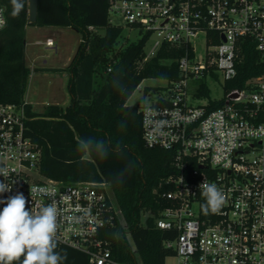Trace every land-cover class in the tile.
I'll use <instances>...</instances> for the list:
<instances>
[{"label":"built area","instance_id":"2783aa9c","mask_svg":"<svg viewBox=\"0 0 264 264\" xmlns=\"http://www.w3.org/2000/svg\"><path fill=\"white\" fill-rule=\"evenodd\" d=\"M108 1L110 16L123 18L129 28L138 30L140 39L148 35L145 60L163 45L183 51L177 60L179 78L149 104L155 110L152 119L166 122L155 142L145 124L146 105L140 109L145 143L175 153L178 173L166 180L172 189L161 195L168 206L155 218L156 228L168 234L164 246L171 255L166 260L264 264V0ZM0 9L6 19L1 0ZM247 41L255 45L263 72L244 88L227 91ZM207 80H222L225 104L215 110L209 103H189L191 98H204L198 93ZM191 85L196 86L193 95ZM27 119L24 105L0 104V167L11 170L5 182H15L0 199L22 192L26 207L33 210L55 201L60 211L59 244L84 253L89 264H127L113 256L106 237L122 214L110 186L42 176L39 151L27 136ZM203 180L225 194L217 211L201 207ZM4 206L0 204V209Z\"/></svg>","mask_w":264,"mask_h":264},{"label":"trees","instance_id":"16d2710c","mask_svg":"<svg viewBox=\"0 0 264 264\" xmlns=\"http://www.w3.org/2000/svg\"><path fill=\"white\" fill-rule=\"evenodd\" d=\"M1 2L7 27L0 30V104L25 106L27 136L39 151L41 175L65 183H107L122 211L116 227L107 230L113 256L127 264H165L171 255L164 246L168 234L156 228L155 218L168 206L161 195L172 189L166 180L178 173L175 153L145 143L141 108L128 101L147 79L176 81L177 60L183 51L163 45L153 58L145 60L148 35L116 49L123 29L111 24L108 0H39L34 24L29 22L27 4L18 17H12L10 0ZM28 26L72 28L81 35L77 53L64 69L70 73V104L65 108L50 105L39 114L26 103L31 74L26 64ZM98 28H104L105 34H94ZM237 70L227 91L244 88L263 72L261 57L251 42L243 46ZM99 79L102 83L96 87ZM120 86L126 89L124 94L117 89ZM198 94L208 97L204 84ZM224 104V100L210 101L208 107L215 110ZM90 137L104 142L107 158L95 149L78 151V142ZM128 165L131 169L123 183L114 182V175ZM60 249L68 253L65 264H89L84 253L58 243Z\"/></svg>","mask_w":264,"mask_h":264},{"label":"clouds","instance_id":"9594fccd","mask_svg":"<svg viewBox=\"0 0 264 264\" xmlns=\"http://www.w3.org/2000/svg\"><path fill=\"white\" fill-rule=\"evenodd\" d=\"M12 17H18L25 5L31 6V0H10ZM0 9V30L7 27V21ZM113 81L115 87L116 82ZM121 94L126 89L122 86L117 88ZM145 124L149 126V135L153 142L156 141L159 131L163 129L165 121H155L152 113L155 111L149 106V102L144 100ZM124 125H121L123 129ZM83 149H95L102 158H107L108 151L101 140L88 138L78 142V151ZM131 169V165L121 169L114 175L116 183H123L125 175ZM10 169L0 167V176L4 177L0 181V194L12 191V185L6 183L10 175ZM199 190L204 199L201 207L205 211H217L225 201L224 192L215 183H206L204 180L199 185ZM32 193L37 189L32 188ZM28 201L22 192L0 199V204L5 205L0 209V264H65L68 260V253L65 249H58L57 234L60 229V211L53 201L47 205L26 207Z\"/></svg>","mask_w":264,"mask_h":264},{"label":"rangeland","instance_id":"374dc122","mask_svg":"<svg viewBox=\"0 0 264 264\" xmlns=\"http://www.w3.org/2000/svg\"><path fill=\"white\" fill-rule=\"evenodd\" d=\"M110 22L113 26L121 27L123 29L122 35L118 40L116 49L126 47L131 43H137L140 40V34L138 30L129 28L123 18L111 15ZM96 35H104L105 29L98 28L93 31ZM47 39H51L54 42V46H47L44 42ZM40 40L43 44L37 45L36 49L40 54L45 55L44 59L47 60L50 68L58 69L48 75H42L41 78H31L29 89L26 93V97L29 102L32 103L33 110L36 113H43L45 106L51 104L52 99L63 100L64 98H70L68 90V77L62 73L63 68L68 67L74 59L79 44L81 43V35L72 28H60V27H45L40 29L39 27L30 26L28 31V41ZM80 40V42H79ZM155 38L152 39V42ZM102 83L99 79L96 83V87ZM205 87L208 89V97L202 99H189V103L192 105H206L210 101H220L224 98V90L222 86V80L215 82L213 80H207ZM169 82L163 79H147L137 88L133 96L128 101V105L143 107L144 100L150 103L156 101L159 95H163V91L167 89ZM150 89L152 95L148 96L146 91ZM196 90L195 85H191L189 89L190 95H193ZM172 259H167L166 264H172Z\"/></svg>","mask_w":264,"mask_h":264},{"label":"crops","instance_id":"0c3cea01","mask_svg":"<svg viewBox=\"0 0 264 264\" xmlns=\"http://www.w3.org/2000/svg\"><path fill=\"white\" fill-rule=\"evenodd\" d=\"M29 28H30V26H28L26 29V64L31 69V74L29 77L27 91H28L29 86H30L31 78H33L32 76H34V78L35 77L41 78L40 76H42V75H48V74H51V73L56 72L58 70V69L50 68L49 66H47L48 62H47V60L44 59L45 55L40 54L39 50L36 49L37 45L43 44L42 41H40V40H33L30 42L28 41ZM54 28H56V27H54ZM40 29H43V28H40ZM48 41H53V40L47 39L46 42H44V43L46 44ZM79 42H80V40H79ZM65 68H67V67H65ZM65 68H63V69H65ZM62 73H64L68 77V82H69L70 73L67 71H63ZM25 100H26V103H28L32 106V103L28 101L27 97H25ZM51 101H52L51 104H47L45 106V108L47 106H50V105H58V106L65 108L70 104V98H67V99L64 98L63 100L52 99ZM32 108H33V106H32Z\"/></svg>","mask_w":264,"mask_h":264},{"label":"water","instance_id":"95a60500","mask_svg":"<svg viewBox=\"0 0 264 264\" xmlns=\"http://www.w3.org/2000/svg\"><path fill=\"white\" fill-rule=\"evenodd\" d=\"M39 0H31V6L28 10V18L31 24L36 23L38 18Z\"/></svg>","mask_w":264,"mask_h":264}]
</instances>
